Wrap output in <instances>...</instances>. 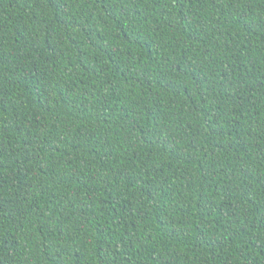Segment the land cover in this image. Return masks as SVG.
Here are the masks:
<instances>
[{
  "label": "trees",
  "instance_id": "1",
  "mask_svg": "<svg viewBox=\"0 0 264 264\" xmlns=\"http://www.w3.org/2000/svg\"><path fill=\"white\" fill-rule=\"evenodd\" d=\"M0 264H264V0H0Z\"/></svg>",
  "mask_w": 264,
  "mask_h": 264
}]
</instances>
